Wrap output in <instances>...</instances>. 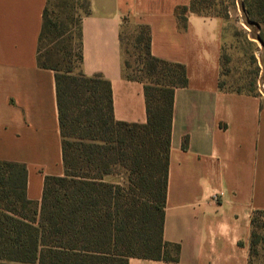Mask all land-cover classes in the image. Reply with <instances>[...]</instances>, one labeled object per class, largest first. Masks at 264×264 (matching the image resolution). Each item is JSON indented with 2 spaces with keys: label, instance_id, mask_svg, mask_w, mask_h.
Instances as JSON below:
<instances>
[{
  "label": "crops",
  "instance_id": "1",
  "mask_svg": "<svg viewBox=\"0 0 264 264\" xmlns=\"http://www.w3.org/2000/svg\"><path fill=\"white\" fill-rule=\"evenodd\" d=\"M46 1L0 0V160L26 165L33 201L46 176L64 175L55 75L37 64ZM88 1L81 70L110 82L115 120L147 122L144 85L123 74L127 21L149 27L152 55L188 76L174 92L163 229L178 261L128 264H249L251 217L264 210V68L258 95L220 89L224 21L189 13L180 28L190 0Z\"/></svg>",
  "mask_w": 264,
  "mask_h": 264
},
{
  "label": "trees",
  "instance_id": "2",
  "mask_svg": "<svg viewBox=\"0 0 264 264\" xmlns=\"http://www.w3.org/2000/svg\"><path fill=\"white\" fill-rule=\"evenodd\" d=\"M214 4L190 0L178 8L180 28L189 13L220 17L211 11ZM243 7L264 43V0H243ZM90 12L88 0L46 1L37 64L55 75L64 175L46 176L41 200L33 201L26 165L0 160V264L178 261L179 246L164 241L163 229L174 92L188 85L186 67L152 55L145 25H132L127 44V21L120 33L123 74L144 85L147 122L115 120L110 82L81 70L82 21ZM260 74L257 67L237 90L226 89L221 79L219 87L258 95ZM113 175L121 181L106 180ZM262 216L258 210L251 217L249 264L257 255Z\"/></svg>",
  "mask_w": 264,
  "mask_h": 264
},
{
  "label": "rangeland",
  "instance_id": "3",
  "mask_svg": "<svg viewBox=\"0 0 264 264\" xmlns=\"http://www.w3.org/2000/svg\"><path fill=\"white\" fill-rule=\"evenodd\" d=\"M214 1L215 4L211 11L220 15L224 21L222 53L226 57L222 58L221 82L226 89L237 90L240 86L248 83L257 67L261 68V71L264 68L263 48L258 41L260 30L249 20L243 7V0ZM132 25L131 22H128L124 28L127 44L131 43L129 36H132L133 33H130L133 29ZM127 49L129 56H131V46H128ZM129 56V61L133 63L134 59ZM106 180L121 181L117 175L107 177ZM261 224V229L257 230L259 235V243L256 247L257 255L253 256L251 264H264V216L261 217Z\"/></svg>",
  "mask_w": 264,
  "mask_h": 264
},
{
  "label": "water",
  "instance_id": "4",
  "mask_svg": "<svg viewBox=\"0 0 264 264\" xmlns=\"http://www.w3.org/2000/svg\"><path fill=\"white\" fill-rule=\"evenodd\" d=\"M258 41L260 42V44H261L262 46L264 45V43H263L261 40L258 39Z\"/></svg>",
  "mask_w": 264,
  "mask_h": 264
}]
</instances>
